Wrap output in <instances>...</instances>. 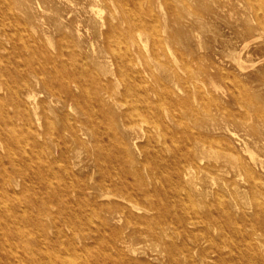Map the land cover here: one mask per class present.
Here are the masks:
<instances>
[{"label": "rangeland", "instance_id": "374dc122", "mask_svg": "<svg viewBox=\"0 0 264 264\" xmlns=\"http://www.w3.org/2000/svg\"><path fill=\"white\" fill-rule=\"evenodd\" d=\"M0 264H264V0H0Z\"/></svg>", "mask_w": 264, "mask_h": 264}, {"label": "bare ground", "instance_id": "6f19581e", "mask_svg": "<svg viewBox=\"0 0 264 264\" xmlns=\"http://www.w3.org/2000/svg\"><path fill=\"white\" fill-rule=\"evenodd\" d=\"M182 31V30H181Z\"/></svg>", "mask_w": 264, "mask_h": 264}]
</instances>
